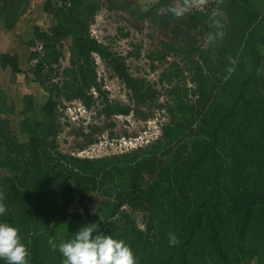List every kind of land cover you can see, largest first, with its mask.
I'll use <instances>...</instances> for the list:
<instances>
[{
	"label": "rangeland",
	"instance_id": "obj_1",
	"mask_svg": "<svg viewBox=\"0 0 264 264\" xmlns=\"http://www.w3.org/2000/svg\"><path fill=\"white\" fill-rule=\"evenodd\" d=\"M185 3L188 8L181 16L169 10ZM53 28L63 34L58 44ZM37 33L47 34L48 47ZM263 33L264 0H0V56L15 58L20 71L13 74L0 65V120L7 123L0 130V197L7 209L0 223L18 229L27 251L37 255L36 264H62L58 245L73 231L88 223L102 231L114 220L115 238L131 247L137 262L145 261L155 250L159 226L178 211L181 193L188 198L194 187L202 186L205 175L211 181L208 176L214 174L210 156L198 161L207 142L197 129L202 115L196 112V130L184 131L179 138L162 129H172L167 109L178 95H185L189 104L196 102L198 68L213 87L212 109L222 113L224 127L218 130L215 149L221 193L228 195L232 181L244 186L253 184L257 175L264 180V133L257 124V112L264 105ZM73 36L94 40L103 54L92 52L87 60L79 59L72 51ZM240 37L238 46L220 49L222 42L227 46ZM250 51L260 63L256 76L245 57ZM243 58L246 67L240 64ZM111 60L141 86L140 93L126 88L110 67ZM245 80L246 97L233 106L235 98L230 96ZM76 89L84 98L67 99ZM49 97L55 103L52 117L42 111ZM108 108L117 113L108 115ZM31 130L52 142L50 167L73 189L63 215L72 217L58 218L47 228L37 225L35 231L4 201L12 196L17 180L20 185L33 180L26 149ZM142 158L148 161L140 176L123 172L126 161ZM72 160H87V173ZM193 161L197 169L188 176ZM263 180L249 186L250 191L264 189ZM184 216L179 215L183 233ZM234 223L227 221L231 231ZM262 233L252 227L240 239L231 232L233 248L244 247L233 264H264ZM32 236L39 238L34 246ZM193 247V264H216L205 232L195 237Z\"/></svg>",
	"mask_w": 264,
	"mask_h": 264
},
{
	"label": "trees",
	"instance_id": "obj_2",
	"mask_svg": "<svg viewBox=\"0 0 264 264\" xmlns=\"http://www.w3.org/2000/svg\"><path fill=\"white\" fill-rule=\"evenodd\" d=\"M46 8L48 9V3ZM50 31L51 35L57 39V44L60 43V39L63 36L62 32L57 28H53ZM36 35L40 42L45 43V47L49 46L50 38L47 34L37 33ZM242 39L243 37L239 39L232 38L227 46L222 42V47H220V49H226L228 46L231 48L235 45L238 46L242 42ZM72 41V51L79 59L87 60L92 52L103 54L100 46L88 37L73 36ZM260 41H264V33ZM245 57L249 60L247 63L248 67H252L256 76L257 72L261 70L260 63L257 61L258 56L250 51L245 54ZM231 61L228 66L232 65ZM243 61L244 58L240 63L241 66L246 65ZM0 65L9 68L13 74L20 73L15 58L9 55L0 56ZM110 67L128 90L133 91V93H140L141 86H137L138 83L128 76L121 64H118L115 60H111ZM262 70L264 71V66ZM194 74L198 87L196 102L189 104L185 101V95H178L176 100L173 99V105L167 109L172 129H167L168 127H162V129L165 135L179 138L184 131L196 130V126H193L197 119L196 112L199 114L198 116L202 115L201 121L199 120L200 125L197 129H199L198 133L204 136L207 142L202 143L201 151L203 152L198 161H205L210 156V160L212 163L214 162V174L208 176L211 181H208L205 175L202 186L194 187L188 198L183 195L184 192L181 193L183 200L177 208L178 211L176 210L172 215L168 214L167 218L159 226L161 231L159 232L160 234L157 232L158 238L154 239V246L152 247V249L155 250L145 261L141 263L138 262V264H193L194 256H197L194 250L195 248L193 247V241L197 235L203 232H205L209 249L216 259V264H233V257L237 256V253L243 252L244 247L239 248L240 251L233 248L231 232L241 239L246 237V233L252 227H258L264 230V189H257L255 191H250L249 189V186H255L263 180L260 178L261 175H257V179L253 183L254 185L252 182H249L241 186L238 184V181H232V183L229 184L231 190L228 195H224L220 191V166L216 165V161L219 157L215 149L218 144V130L224 127V125H222V113L218 109H212L213 96L211 98V93H213V87L207 83L205 74H203L202 70L199 68ZM262 79V83L264 84V78ZM37 80L41 85L43 84L39 75H37ZM247 81L248 80L242 82L238 89L236 88L237 90L235 89L233 91V95L231 94L230 97L235 98L232 103L233 106L236 105L238 100L244 98V87L247 85ZM79 91L80 89H76V95L67 97V99L76 97L84 98L83 94H81L82 92ZM215 98H217V96H215ZM31 107V103H29V109ZM196 107H199L197 111L195 110ZM54 108L55 103H53L52 98L49 97L46 104L42 107V111L46 116L52 117ZM109 109L110 108H108L107 111ZM115 112L108 111L107 114L111 115ZM229 113L231 115L233 113L232 110ZM257 114L260 120L257 124L264 133V105L261 106ZM6 124V122L0 120V130L1 126L3 127ZM37 127H40V125ZM30 134L31 138L26 149L30 155L29 163L33 164V180L30 182L32 184L20 185V180H17L18 184L13 186L10 191L12 196L6 198L4 201L15 210L17 208L18 214L26 219L25 225L31 224L32 231H35L37 225L47 228L58 218L65 220L67 217H72H65L63 215L66 211L65 209L69 202L68 199L73 189L66 179H60L61 173H55V168L50 167L51 164L49 163V159L50 152L53 150L52 142L48 140L46 135H40V133H37L35 130H31ZM0 138H3L2 133H0ZM135 161L134 159L126 161V165L123 168V172L126 171L125 173L131 171L132 178L140 176L141 169L148 160L142 158ZM76 162H78V164H76ZM86 163H88L87 160H72V165L74 167L77 166L80 170L84 171V173H87L85 170L86 167L84 166ZM132 163L135 164L132 165ZM197 163L196 161L192 162L188 176L196 172ZM57 167L60 169L61 166L57 165ZM260 171L261 170H258V173H260ZM176 175L177 171H174L173 176ZM55 178H58L59 181ZM76 178L78 179V175H76ZM51 181H53V183H51ZM76 187L79 188L80 186L77 184ZM181 214L185 215V223L187 225L185 233L182 232L179 226L181 224L179 215ZM228 215L230 217L228 220L232 221L233 219L235 221L232 231L231 227H227L226 225L228 220H225V217H228ZM29 217H33L34 220H29ZM73 217H79V215ZM175 218H177V220ZM117 223V221L111 220L107 225L102 227V231L115 238L117 235L115 233L113 234V232L116 230L115 227ZM171 235H175L177 239V243L174 245L169 244V237ZM262 235L264 234L262 233ZM123 237L132 236L124 234ZM29 240L33 246L39 242V238L34 236ZM27 259L31 264L37 263V255L32 250L28 249Z\"/></svg>",
	"mask_w": 264,
	"mask_h": 264
},
{
	"label": "clouds",
	"instance_id": "obj_3",
	"mask_svg": "<svg viewBox=\"0 0 264 264\" xmlns=\"http://www.w3.org/2000/svg\"><path fill=\"white\" fill-rule=\"evenodd\" d=\"M188 5L169 9L175 16L187 11ZM212 37H209L211 40ZM6 206L0 197V215ZM95 223H88L73 231L71 238L58 245L62 264H138L131 247L122 239L114 238L103 231H97ZM52 243V241H49ZM177 243L175 235L169 237V244ZM53 248L57 245L53 244ZM28 251L22 243L18 229L8 223H0V260L5 264H28Z\"/></svg>",
	"mask_w": 264,
	"mask_h": 264
}]
</instances>
